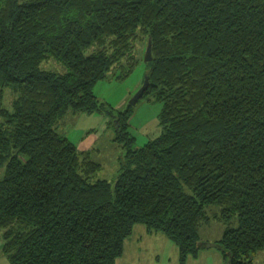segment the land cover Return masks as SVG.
Returning <instances> with one entry per match:
<instances>
[{"label":"trees","instance_id":"trees-1","mask_svg":"<svg viewBox=\"0 0 264 264\" xmlns=\"http://www.w3.org/2000/svg\"><path fill=\"white\" fill-rule=\"evenodd\" d=\"M150 40L160 131L134 145L133 105L93 91L126 77ZM0 237L9 264H115L136 223L180 263L264 249V0H0ZM104 111L124 152L113 181L55 125ZM112 120V121H111ZM217 208V209H216ZM217 218L221 236L198 228Z\"/></svg>","mask_w":264,"mask_h":264},{"label":"rangeland","instance_id":"rangeland-1","mask_svg":"<svg viewBox=\"0 0 264 264\" xmlns=\"http://www.w3.org/2000/svg\"><path fill=\"white\" fill-rule=\"evenodd\" d=\"M147 45V44H146ZM145 37L138 40V58L132 71L124 78L117 79L109 75L99 80L93 91L100 102H105L107 107L112 105L114 112L121 110L130 104L133 94L141 87L147 74L148 63L144 59ZM12 97L10 87L0 90V108L12 110ZM161 102L147 97L139 98L133 105L130 117L129 132L134 136V145H141L150 136H155L160 130L158 125V113ZM0 116V121H1ZM104 111L94 112L90 115L68 111L55 125L56 130L79 148L90 151V157L101 164L96 173L98 178H106L113 181L119 172V160L124 149L116 141V129ZM112 121V120H111ZM78 142V143H77ZM217 209V208H216ZM224 225L217 218H209L203 221L198 228L199 237L202 240L218 239ZM0 237V247H1ZM212 248V247H209ZM208 249L200 248L196 255H188L184 264H223V256L220 258L212 252H204ZM1 261L9 264L2 254ZM115 264H181L177 246L160 231L147 233L142 223H136L132 232L123 241V252L116 258ZM253 264H264V249L259 250L253 256Z\"/></svg>","mask_w":264,"mask_h":264},{"label":"water","instance_id":"water-1","mask_svg":"<svg viewBox=\"0 0 264 264\" xmlns=\"http://www.w3.org/2000/svg\"><path fill=\"white\" fill-rule=\"evenodd\" d=\"M151 58H152L151 42H150V40H148L147 45H146V49H145V53H144V59L146 61H149ZM148 84H149V80H148V75L146 74L141 87L133 94V96L130 99L129 103L131 105H134L138 101V99L143 95V92L148 87Z\"/></svg>","mask_w":264,"mask_h":264},{"label":"crops","instance_id":"crops-1","mask_svg":"<svg viewBox=\"0 0 264 264\" xmlns=\"http://www.w3.org/2000/svg\"><path fill=\"white\" fill-rule=\"evenodd\" d=\"M85 114H87V113H85ZM87 115H90V114H87ZM78 143V142H77ZM78 146V145H77ZM146 230V229H145ZM147 232V231H146ZM147 233H152V232H147ZM205 249H208L207 251H205V250H203L202 251V253H204V252H212V253H214V254H216L219 258H220V260H221V256H222V254H221V252H220V250H218L217 248H215V247H212V248H205ZM1 264H5V263H3V261H1Z\"/></svg>","mask_w":264,"mask_h":264}]
</instances>
